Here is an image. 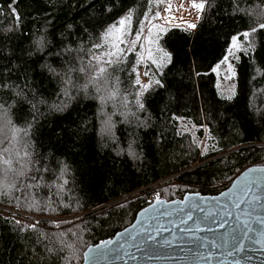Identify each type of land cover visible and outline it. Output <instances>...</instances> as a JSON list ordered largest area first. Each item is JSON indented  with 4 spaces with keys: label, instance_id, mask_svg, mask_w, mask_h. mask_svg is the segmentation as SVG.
Returning a JSON list of instances; mask_svg holds the SVG:
<instances>
[{
    "label": "trees",
    "instance_id": "1",
    "mask_svg": "<svg viewBox=\"0 0 264 264\" xmlns=\"http://www.w3.org/2000/svg\"><path fill=\"white\" fill-rule=\"evenodd\" d=\"M10 2L0 0V81L27 84L38 99L47 101L36 109L21 103L12 109L11 118L20 128L31 124L34 151L50 171L43 173V179L34 170L29 172L28 177H38L37 187H25L37 181L17 178L11 172L7 183L16 188L0 187V264H81L88 246L129 226L152 197L171 201L186 193L217 195L246 167L264 165V30L250 33L248 40L243 37L264 23V0H207L195 28L164 27L167 30L160 33L157 43L171 54L172 62L162 71L150 62L144 66V72L146 67L149 70L148 83L160 79L164 84L163 88L153 84L143 93L144 111L135 105L139 89L132 72L135 52L127 54L126 63L113 72L120 81L115 101L101 109L96 93L90 90L88 95L74 93L70 101H63L67 107L62 111L50 110L49 105L62 102L60 85L42 65L48 62L59 67L61 61L47 53L43 59L41 54L28 56V33L46 27L53 52L65 46L88 49L128 9L134 10V34L144 13L151 8V19L152 13L162 12L165 2L18 0V26L9 14ZM234 35L240 49L229 55ZM59 40L63 44L57 45ZM225 55L235 70L231 100L219 93L213 71ZM78 82L83 83V77ZM13 102L11 93L0 89V104ZM125 111L136 112L144 123L134 117L130 123L123 122L119 112ZM112 112L117 113L113 116L116 143L101 132L105 114ZM133 141L136 159L128 155ZM8 147L7 142L0 143V150ZM120 149L124 151L118 155ZM56 161L69 168L68 183L60 190ZM3 168L0 163V180L4 179ZM162 181L171 186L156 196L145 193ZM32 200L41 203L43 210L29 208ZM49 204L54 211L48 210ZM44 236L58 249L56 255L47 256L49 241L37 239Z\"/></svg>",
    "mask_w": 264,
    "mask_h": 264
},
{
    "label": "snow or ice",
    "instance_id": "2",
    "mask_svg": "<svg viewBox=\"0 0 264 264\" xmlns=\"http://www.w3.org/2000/svg\"><path fill=\"white\" fill-rule=\"evenodd\" d=\"M162 2L168 4L164 9L165 12H171V3L170 0H155V3L158 5ZM18 0H11L8 5L9 14L12 19L17 22L21 20V14L16 8ZM153 0H149L151 5ZM192 8L198 10L199 14H202L206 10L207 0H190ZM183 8V0L178 5V9ZM151 8L144 13V18L140 20L139 27L135 30L133 34L132 21L134 19V10L128 9L126 14L119 18L117 23L109 25L105 30H103L98 37L96 42L91 43L88 49L84 48H71L65 46L59 51H52V40L49 39V33L46 27L38 28L35 33H28L31 43L30 49L28 51V56H34L36 54H41L40 59H43V54L47 53L48 55H53L61 61V65L57 67L54 63L45 62L42 67L57 80L60 85L58 95L62 97V102L60 104L49 105V109L52 111H62L67 104L63 101H70L73 98L74 93L79 94L83 92L85 95L89 94L90 90H94L96 93V98L101 104V109L109 102L115 101L120 94L119 90V78L113 76V72L117 65L126 63L127 54L135 52L137 49H140L137 52L136 66L132 68V72L135 74L134 83L138 86L139 91L135 93V105L139 111H144L145 105L141 100V97L145 91L150 89L153 84L155 86L164 87V84L160 79H154L149 81V83L142 84L140 80V73L138 71V66L143 61L150 62V65H154L156 71H162V69L169 63L172 62L171 54L158 45V40L160 39V33L166 31L167 29L161 27L159 24H154L152 21L158 19H165L166 21L170 17L165 16L161 17L160 11L152 13L151 19H149V13ZM0 14H3V9H0ZM198 14L197 19L200 18ZM148 24L149 27L145 28V24ZM16 26L11 30L14 31ZM188 28H195L196 24L188 23ZM155 30V34H154ZM257 30H264V23H258L256 27L251 28L249 31L243 33L245 40L249 39L250 33H255ZM145 32L147 35H145ZM63 36V33L61 34ZM142 40L147 41V49L145 45L141 43ZM238 36L234 35L231 38V45L229 47V53L232 54V49H240L238 44ZM63 44V40L57 41V45ZM123 45L124 47H121ZM155 45V48L153 47ZM251 47V43L248 45ZM247 51V49H244ZM146 51V56H145ZM75 53V55H73ZM238 59V57H237ZM228 61V55H225L224 62ZM219 65H217V68ZM217 69L214 68L213 71ZM228 72L235 75V70L231 64H228ZM145 76H149V70L146 67L144 72ZM83 77L84 82L79 83V78ZM0 89H4L7 92L11 93V97L14 98L12 104L7 106L0 104V143L7 142L9 145L8 148L0 150V163L4 165L3 176L4 179L0 180V187L7 188L12 190L16 188L14 183H7L8 173H15L17 178L19 177H28L29 172L35 171L39 173V179H43V173L50 171L48 164L41 163V159L38 158L37 154L34 151V146L30 141L31 134V124H28L24 128L17 127L11 118L12 109L17 107L21 103L27 104L30 108L36 109L37 104L44 103L47 104L46 100L38 99V93L32 90L27 84L24 86L20 85H11L7 82L0 81ZM235 93L233 92L232 95ZM232 95L226 97L231 100ZM124 106H127V98L124 99ZM115 107V104H113ZM106 119L102 122L101 132L103 135L107 136L113 143H116L118 138L115 135L116 121L113 120V116L117 115L116 112L111 114H105ZM119 115L123 118V122H131L130 117H134L138 123H144L140 120V117L136 112H119ZM35 118V116L33 117ZM210 138V137H209ZM133 142H130L128 145V155L136 159L138 154L133 149ZM199 146V145H198ZM214 147V146H213ZM124 149L118 151V155L121 154ZM207 148L202 151V155L206 154ZM58 166L59 175L57 180L62 181V184L57 185L58 190H60L63 185L68 183L65 178L69 168L67 164H64L61 161H56ZM264 172V168H249L242 176L239 178V183L234 184V188L240 189V195L236 197V207H240V204L243 203L247 205L244 215L246 217L252 218L255 217L257 224L260 227H255L250 223L249 219L243 220L241 232L244 236H247L248 233L255 231L256 233L264 236V215H257L255 205L258 202L264 201V197L257 196L254 189L259 188L264 184V176H255V173ZM32 181H37L36 184H26L25 187H37L38 177L33 175L28 177ZM232 193V189L229 190V194ZM223 195V194H222ZM165 201L160 200L159 196H156V205H163ZM29 208H37L43 210L41 203L36 200H32L29 203ZM48 210L54 211L55 209L51 208V204L47 205ZM199 208V204H188L186 201H182L180 206L176 208H166L161 213L162 215H173V214H182L180 215V223L184 224L187 220H193L192 210ZM186 209H190L187 210ZM152 212L160 211L159 208L153 206L151 209ZM203 211V209H201ZM145 215L150 217V212L148 209H145ZM17 224H20V221H16ZM35 227L34 225L32 226ZM199 224H196L195 231H200ZM127 231V230H125ZM159 229H157V232ZM182 231L192 232V228H185ZM39 242H44L45 240L49 241L45 245V250L47 256L51 257L56 255L58 249L52 244L51 240L44 236L43 238H37ZM154 237L151 235L148 236V240H152ZM61 240V244H63ZM114 242L112 240L104 241L102 244H97L95 247H88V251L84 253L83 259L86 262L91 261L92 264H95L97 258L106 257L109 254H119L120 247L113 248L110 247ZM118 243V242H117ZM51 245V246H49ZM243 248V241L240 238H236V244L233 247L234 251H239ZM62 251L63 249H59Z\"/></svg>",
    "mask_w": 264,
    "mask_h": 264
},
{
    "label": "water",
    "instance_id": "3",
    "mask_svg": "<svg viewBox=\"0 0 264 264\" xmlns=\"http://www.w3.org/2000/svg\"><path fill=\"white\" fill-rule=\"evenodd\" d=\"M240 148L242 147L238 149ZM253 167L264 168V165L246 167L232 180L227 189L217 195L186 193L181 199H160L165 201L163 205H156L154 200L136 214L129 226L115 233L112 238L104 240L114 242L110 247L122 246L119 254L97 258L95 264H264V236L255 231L244 236L241 232V222L245 219H249L254 228L260 225L255 217L244 215L247 205L241 203L239 208L236 207V197L240 195V189L233 187L239 183L242 174ZM254 175L264 176V172ZM254 191L257 196L264 197V184ZM182 201L199 204V208L192 210L193 220L181 224L182 214H161L166 208L180 206ZM153 206L160 211L152 212ZM255 207L257 215H264V201L258 202ZM145 209L149 210L150 217L145 215ZM196 224H199L200 231H195ZM185 228H192L193 231H182ZM149 235L154 239L148 240ZM236 238L243 241V248L239 251L233 250ZM81 264L92 262L83 259Z\"/></svg>",
    "mask_w": 264,
    "mask_h": 264
},
{
    "label": "rangeland",
    "instance_id": "4",
    "mask_svg": "<svg viewBox=\"0 0 264 264\" xmlns=\"http://www.w3.org/2000/svg\"><path fill=\"white\" fill-rule=\"evenodd\" d=\"M197 2H199V0H197ZM170 3H171V8H172L171 12H165L164 11V9L168 6L167 3H165V6L163 7V10L161 12V17L168 16V17H170V19H168L166 21L165 19L161 18V19L153 21L152 23L159 24L161 27L178 26V27H183V28H187V29H193V28L187 27L188 23L197 24V22L199 21L200 18L197 19V16L199 14L198 10L191 7L190 0H183V8H179V9H178V5L181 3V0H170ZM199 15L201 16V14H199ZM154 34H155V30H154ZM145 35H147L146 32H145ZM141 43H143L145 45V49H147V47H148L147 41L142 40ZM121 47H124V46L121 45ZM153 47L155 48V45ZM139 51H140V49H137L135 51L136 58H137V52H139ZM237 51H238L237 49L233 48L232 54L229 53V55H233ZM146 54L147 53L145 51V56H146ZM147 62L148 61L141 62L142 66L139 70L140 80H141L142 84L148 83V78L144 75V66L146 65ZM228 64L232 65V63L230 61V56L228 57V61L227 62L223 61L219 65V67L216 68L217 70L215 71L216 75H217V87H218L219 93L224 97H228L229 95H232L233 92H235L234 75L232 73L228 72ZM232 67H233V65H232ZM138 91H139V89H138ZM170 186H171L170 184H167V181H162V182L148 188V190L146 192L145 191H143V192L150 193L151 195L154 194L156 196L157 191H159L163 188H166V187H170ZM24 214L28 215L26 213H24Z\"/></svg>",
    "mask_w": 264,
    "mask_h": 264
},
{
    "label": "built area",
    "instance_id": "5",
    "mask_svg": "<svg viewBox=\"0 0 264 264\" xmlns=\"http://www.w3.org/2000/svg\"><path fill=\"white\" fill-rule=\"evenodd\" d=\"M154 200H156V197H152L151 198V202H153Z\"/></svg>",
    "mask_w": 264,
    "mask_h": 264
}]
</instances>
